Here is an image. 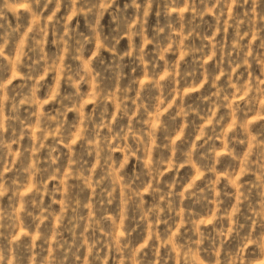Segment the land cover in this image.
<instances>
[{
    "label": "clouds",
    "instance_id": "1",
    "mask_svg": "<svg viewBox=\"0 0 264 264\" xmlns=\"http://www.w3.org/2000/svg\"><path fill=\"white\" fill-rule=\"evenodd\" d=\"M0 264H264V0H0Z\"/></svg>",
    "mask_w": 264,
    "mask_h": 264
}]
</instances>
